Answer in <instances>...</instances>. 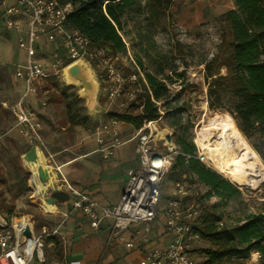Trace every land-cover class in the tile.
<instances>
[{
    "label": "rangeland",
    "instance_id": "374dc122",
    "mask_svg": "<svg viewBox=\"0 0 264 264\" xmlns=\"http://www.w3.org/2000/svg\"><path fill=\"white\" fill-rule=\"evenodd\" d=\"M8 3L10 4V2ZM157 4L158 2L155 1L147 2L141 13L126 15L121 30L126 49L119 53L121 57L120 68L125 75L139 68L144 74L150 72L159 78H164L167 75L171 76V80H166L167 84L170 85L171 97L169 99L171 100V106H185L180 115L183 117L184 123L188 119L191 120L190 133L197 146L199 145L197 142L199 132L205 128L210 118L217 114H228L232 117L228 112L212 110L209 107L208 83L205 74L206 65L213 58H218L220 61L218 60L217 64L220 65L225 62L229 55L231 34L228 24L221 18V14L227 8L233 7L235 1L170 0L167 2V0H162L160 6L159 4L157 6ZM4 9L5 4L0 3V130L13 123L14 107H16L21 94L25 90L24 81L15 75L17 65L25 61V52L19 47L15 32L6 27L5 16L3 15ZM46 45L49 52L58 47L57 44L48 43ZM42 61L45 63L46 60L43 59ZM47 61L51 66L49 70L52 69L51 75L45 79L50 94L48 93L43 98H36V95L33 94L26 97V103L34 106L33 109L37 119L39 118L38 112H44L47 117L44 120L46 123L44 133L40 131L41 135L46 136L47 149L43 150L44 156L49 160L48 150L62 149L65 146L69 150L66 151L67 154L69 152L72 156L80 154L85 149L98 148L97 139L91 134L92 129L70 125L66 112V96L76 92L77 88L67 86L63 82L64 67L61 63L56 64L51 58H48ZM99 70L103 72L102 68ZM220 71L225 74L227 67L222 64ZM180 73L182 76L179 75ZM103 76L105 80L101 79L103 84L101 86L100 102L107 108V112L138 113L139 110L131 105L132 101L126 96L115 101L108 99L105 89L106 73L103 72ZM56 85L59 86V90H57ZM178 91L181 92L180 98L173 100L172 98ZM43 99L47 102L44 107L40 104ZM59 101H62V103H59ZM77 104H84V100L81 99ZM4 108H7L10 113L5 115ZM107 112L100 114L98 119L94 121L99 124L107 120L109 118ZM171 122V118L164 117L159 122V126L173 130L174 135ZM121 127L124 129L123 136L130 135L134 130L132 125L125 123ZM26 137L13 127L0 136V214L5 215L8 208H13L12 221L14 219L16 224H21L24 216L29 215L38 219L40 216L37 214H45L40 208L39 204L41 203L42 208L46 211L55 209L53 204L49 206L36 196L31 176L28 180L30 190L24 188L21 176L24 172L31 175V171L25 165L22 155L29 144H39L37 142L31 143ZM125 138L128 137H123L122 140H126ZM244 138L247 140L245 136ZM216 140L217 130H213L210 134V142L214 145L217 143ZM247 142L249 143L248 140ZM135 145L134 140L126 141L116 147L113 154L107 159L102 158L101 153L96 152L94 156L101 160V163H97L98 165L90 164V162L84 160L86 172L89 170V174L93 177L96 178L101 169L99 176L101 182L99 185L104 188L103 202L113 203L119 199L128 180V168L139 165V155L135 151ZM249 145L251 146L250 143ZM254 151L264 167L262 157L255 149ZM66 152H62L59 156ZM211 168L235 183L241 190V194L226 201H222L216 196L204 197L208 190L207 186L195 181H186L184 184L190 190V201L199 205V213L203 202L204 206L209 207L211 213H217L221 217L220 222L227 226H234L250 213L264 212V181L255 189L244 188L228 177L226 173L218 170L214 163H212ZM61 179L62 175L58 179V186L55 187L58 190H63L60 185ZM84 179L86 180V178ZM174 185V182L162 183L161 209L168 205ZM52 190L53 188L43 197L50 196ZM46 216L49 217V215ZM110 235V231L102 233L100 236L105 239L93 241L91 246L94 250L95 248L102 249L105 253L112 251L117 256L121 250H125V247L122 241ZM42 236L45 252L48 236L47 233ZM207 245L208 243L202 239L201 243L195 248ZM51 251L56 257L49 264H55L54 261L63 264L56 251L53 249ZM95 251L97 252V250ZM193 253L195 259L202 264L206 258L205 254L197 251H193ZM259 260V254L253 253L249 263L260 264ZM33 264L41 263L35 258Z\"/></svg>",
    "mask_w": 264,
    "mask_h": 264
},
{
    "label": "built area",
    "instance_id": "2783aa9c",
    "mask_svg": "<svg viewBox=\"0 0 264 264\" xmlns=\"http://www.w3.org/2000/svg\"><path fill=\"white\" fill-rule=\"evenodd\" d=\"M0 3L5 4L3 15L6 27L15 32L18 45L25 52V61L17 65L15 73L16 77L24 81L25 90L14 107L16 123L13 128L31 142L39 141L41 145L42 123L36 118L33 108L25 107L26 97L33 94L43 98L48 94L45 79L52 70H49L51 66L48 58L56 64L61 63L63 67L82 56L94 62L98 69L102 68L106 73L105 89L111 101L126 96L131 101L139 102L138 95L144 91L139 82L141 77L160 113L155 120L144 119L143 125L134 129L127 140H122V121L117 118H108L93 128L92 134L99 144L96 152L107 158L116 147L134 140L139 165L128 168V180L118 203L113 206L101 204L98 199L68 183L66 190L73 196L69 214L75 211L85 214L95 229H99L105 220H112L110 236L117 237L128 248H134L135 243L126 240L122 232L132 224L143 223L136 228V234L142 235L143 241L148 242L150 223L160 214L169 238L164 245L147 250L141 264H200L193 253L202 241L200 234L193 228L199 205L190 201V190L184 182L175 183L168 205L164 209L160 208L161 185L179 148L172 140L173 130L159 126L165 116V107L162 101L154 99L145 74L138 67V70L128 75L123 74L119 53L109 54L107 47H97L78 28L68 26L67 16L73 11L70 3L61 4L59 0H0ZM48 43L57 44L58 47L49 52ZM42 50L47 51L46 57L41 56ZM40 104L44 107L47 102L43 99ZM159 129L166 130L165 134H160ZM197 158L211 167V158L199 145ZM27 225L12 222L8 226L3 219L0 220V264H29L35 254L43 257V236H24L23 230ZM28 241H31V246ZM69 264L81 263L72 261Z\"/></svg>",
    "mask_w": 264,
    "mask_h": 264
},
{
    "label": "trees",
    "instance_id": "16d2710c",
    "mask_svg": "<svg viewBox=\"0 0 264 264\" xmlns=\"http://www.w3.org/2000/svg\"><path fill=\"white\" fill-rule=\"evenodd\" d=\"M59 1L61 4L70 3L73 6V11L66 20L68 26L78 28L90 38L94 45L107 47L109 54L116 55L126 49V44L120 34L126 15L141 13L147 2L155 1L160 6L162 0ZM234 1V7L227 8L221 14L231 34L229 55L220 65L217 64L219 59L216 57L206 65L208 102L212 110H220L232 115L236 126L264 161V0ZM46 52L42 50L41 56L46 57ZM222 64L227 67L225 74L220 71ZM93 65L96 67L94 62ZM97 70L104 81L103 72L98 68ZM179 75L182 76L181 73ZM145 78L154 99L164 104V117L172 119L171 127L174 129L172 140L179 148V153L175 156L164 182L195 181L208 187L204 197L216 196L222 201L239 196L241 190L235 183L197 158V146L190 133L192 122L188 119L184 123L180 115L185 106H171L169 99L171 92L166 81L171 80V76L159 78L146 72ZM139 82L142 83L144 91L138 95L139 102H131V105L139 110L138 113L107 112L109 118H117L132 125L134 129L140 128L144 119L155 120L160 115L141 77H139ZM129 86L130 84L127 85ZM56 88L59 90L58 85ZM180 96L181 92L178 91L172 99L178 100ZM36 98L40 97L36 96ZM80 100L76 92L66 96V112L70 125L93 129L98 122L87 115L84 104H77ZM141 105H143L142 108ZM25 107L34 108L26 102ZM4 113L7 115L10 112L4 108ZM12 115L14 116L13 123L0 130V136L14 126L16 116ZM38 115L47 119L44 113H38ZM33 144H30L24 153ZM87 152L84 150L81 154ZM21 177L25 190H30L28 186L30 174L24 172ZM200 208L201 212L193 220V228L208 243L205 247L194 249V251L205 254L206 258L202 264H254L249 263L253 253H258L260 264H264V212L250 213L236 225L227 226L220 222L221 217L217 213H211L209 207L204 206L203 202ZM13 214V208H8L6 215L9 220ZM154 221H160L165 226L160 214ZM101 229H103L102 226L99 230ZM51 239L58 246L57 238ZM34 258L38 259L36 254Z\"/></svg>",
    "mask_w": 264,
    "mask_h": 264
},
{
    "label": "crops",
    "instance_id": "0c3cea01",
    "mask_svg": "<svg viewBox=\"0 0 264 264\" xmlns=\"http://www.w3.org/2000/svg\"><path fill=\"white\" fill-rule=\"evenodd\" d=\"M38 119L42 123L41 132L44 133V129L46 127V123L44 122L45 119L40 116ZM123 123L124 122H122V124ZM121 126L120 130L122 138L128 137L125 139H129L133 134L134 130L130 135L123 136L124 129ZM41 136L42 150H45L47 149V145L45 142L46 136ZM26 139L30 141V139H28L27 137ZM94 141L96 142V140ZM67 148L68 147L65 146L62 149L60 148L57 150L55 149L53 151H47V155L49 158V160H47L51 164H53L52 169L56 173L59 172L62 175V179L60 182V185L62 186L61 188H63V190L67 192V184H73L83 192L98 199L103 205H116L120 197L117 201L113 203H105L102 201V196L104 195V188L99 185L101 182V179L99 177L101 169L96 178L89 174V170L87 172L85 170L84 160L90 162V164L95 165L101 163V160L97 159V157L94 156L97 147L90 150L85 149V151H88L86 154L80 153L78 155L73 156L70 155L69 152L67 154L66 151H69ZM62 152L66 153L59 156V154H61ZM102 158L107 159L108 157L105 158L102 156ZM84 178H86L87 181ZM72 198L73 196L69 194L68 200L57 201V203L54 205L55 209L53 211H46L42 208V203L39 204L40 208L45 213L37 214L40 216V220L36 219L35 217L32 218L29 215L25 216L27 220L24 224L30 225L34 235H43L44 233H47L48 237L46 239L45 252L43 248V257L40 258L37 256L41 264H49L50 261L54 260V257L56 256L53 254L51 249L56 251L63 264H69L72 261H80L81 264H141L142 259L144 258L147 250L156 245H164L169 238L166 232V227L160 221H153L150 223L151 232L149 233V241L144 242L142 239V235L136 234V228L141 227L144 224L136 223L130 225L126 230L122 232L123 236L125 235L126 240H132L135 243L134 248H128L123 243L125 250H121L120 254H118L117 256L112 251L105 253L102 249L95 248V250H97L98 252L97 253L91 246V243L99 239L104 240L105 238L100 236L102 233L107 231H110L111 233L112 220H105L101 225L103 227V229L101 230L93 228L90 224L89 218L85 214L78 211L69 214L72 206ZM46 215H49V217ZM2 219L8 226H11L12 222L16 224L15 220L12 221V217L8 221V217L6 214H0V220ZM53 237L57 238V240L59 241L58 246L55 241L51 239ZM34 259L35 258L33 257L32 261L29 264H33ZM54 262L55 264H58L56 261Z\"/></svg>",
    "mask_w": 264,
    "mask_h": 264
},
{
    "label": "bare ground",
    "instance_id": "6f19581e",
    "mask_svg": "<svg viewBox=\"0 0 264 264\" xmlns=\"http://www.w3.org/2000/svg\"><path fill=\"white\" fill-rule=\"evenodd\" d=\"M213 130H217V143L214 145L210 142V134ZM159 131L160 134H165L166 130L159 129ZM197 142L206 156L213 160L214 166L226 173L241 187L255 189L264 181V167L259 156L244 138L230 115L217 114L210 118L205 128L199 132ZM52 165L47 157L40 153L39 163L27 166L31 171V182L35 188L36 196L49 206L52 204L46 203L43 195L48 189L58 184V175L52 169ZM38 166L49 169L50 176L46 182L39 180ZM26 220L27 218L24 216L21 224L26 223ZM28 243L30 246L32 245L31 241Z\"/></svg>",
    "mask_w": 264,
    "mask_h": 264
},
{
    "label": "water",
    "instance_id": "95a60500",
    "mask_svg": "<svg viewBox=\"0 0 264 264\" xmlns=\"http://www.w3.org/2000/svg\"><path fill=\"white\" fill-rule=\"evenodd\" d=\"M62 80L67 86H75L77 88L76 95L84 100V107L87 109L86 113L93 120L98 119L100 114L107 112V108L100 102L103 81L99 76L97 68L88 58L82 56L66 65L63 69ZM40 153L44 154L41 145L34 144L22 155L25 165L39 163ZM37 172L41 182H46L50 176L49 169L44 166H38ZM57 175L59 179L61 174L57 172ZM56 186L53 187L50 196L44 197L46 203L55 205L59 200L66 201L69 199V193L62 189H56ZM50 189L44 194H47ZM23 235L29 237L33 235V231L29 225L23 230Z\"/></svg>",
    "mask_w": 264,
    "mask_h": 264
}]
</instances>
